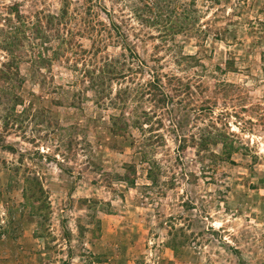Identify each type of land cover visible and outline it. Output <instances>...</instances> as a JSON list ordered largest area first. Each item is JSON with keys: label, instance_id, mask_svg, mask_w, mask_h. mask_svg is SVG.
I'll return each mask as SVG.
<instances>
[{"label": "rangeland", "instance_id": "1", "mask_svg": "<svg viewBox=\"0 0 264 264\" xmlns=\"http://www.w3.org/2000/svg\"><path fill=\"white\" fill-rule=\"evenodd\" d=\"M143 1L0 0V28L10 9L44 25L63 11L72 44L41 66L25 48L22 130L0 106V264H264V0H195L173 33L139 22ZM129 53L144 69L97 99L84 73Z\"/></svg>", "mask_w": 264, "mask_h": 264}, {"label": "trees", "instance_id": "2", "mask_svg": "<svg viewBox=\"0 0 264 264\" xmlns=\"http://www.w3.org/2000/svg\"><path fill=\"white\" fill-rule=\"evenodd\" d=\"M175 1L176 0H144V3H141L133 11L136 18L142 24H161L160 22H162V19L164 21L166 18L165 24H162V30L166 32L172 31L173 33L181 31V28L186 26L188 21L193 23L194 20L190 18H193L192 16L196 13L194 8L195 0H190L188 6L184 5L181 14L176 15L175 11L171 8ZM9 12L13 15V18L5 19L3 21L4 26L0 28V52L4 54L2 56L0 55V58H2V61H0V106L5 111V116L3 118L4 128L7 130L11 124L10 122H12L13 126L15 125L16 128L22 130L23 121H25L32 112L31 109L23 107L24 103L21 95L23 80L20 75L19 67L23 60L25 48H28V52H30L29 58H31V61L37 66H41L51 60V58L49 59L46 57L48 51L51 52L53 58H57V55L60 54L64 46L71 49L72 44L69 38L62 35V30L60 29L61 26H65V12L62 11L57 15H47L45 17V25L41 22V18H37L35 22L32 23L17 9H10ZM108 21L110 26L117 32L118 36L124 39V34L119 31L120 27L117 26L114 21L110 20L109 16ZM50 32H52V34H50ZM65 34L68 35V32ZM52 39L56 41L58 45L56 49H47L46 46L50 44V40L52 41ZM129 55L130 57L121 55L118 59L107 58L99 67H93L91 71H86L84 73L88 78L90 89H92L97 99L106 98L107 88L111 90V82L126 79L127 76H125V74L131 72L133 70L132 67H135L136 70L144 69L145 65L140 60L137 65H133L131 62L134 55L132 53H129ZM135 59L138 60V58ZM138 87L141 88V86ZM144 88L146 91L158 89L159 94H163L160 80L156 75L152 76V80L146 83ZM144 88H142V92L145 91ZM138 90L139 89H137L135 93H138ZM128 91L129 90L126 89L122 94H127ZM120 93L121 92L118 91L117 95H120ZM141 94L143 93H140V95ZM154 101L157 103L160 102L158 99H154ZM111 102L110 105L115 109L117 108L121 111L125 108L126 103L120 98L117 99L116 102ZM17 108H21V110L18 111ZM42 112L43 111H37L35 118L37 115L43 116ZM32 117H34V115ZM111 128L114 136H120L118 131L123 129L121 119L112 117ZM220 136H224L225 138V135H221L220 133H217L215 137H207V139L200 138V143L197 146L201 147L200 149H205L206 146H202H204L208 140H216L215 142H217ZM183 141H185V139H183ZM220 144L224 157L230 156L234 152L232 149L233 147L228 146L226 142L223 141ZM151 174L152 172H149V178H152ZM24 182V198H29L31 200L37 199L43 194L42 185L37 178L26 177ZM129 184H132V182L130 181Z\"/></svg>", "mask_w": 264, "mask_h": 264}]
</instances>
